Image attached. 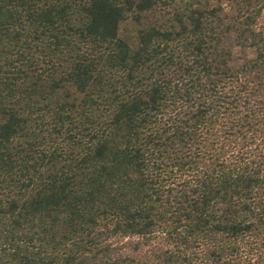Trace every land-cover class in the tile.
Wrapping results in <instances>:
<instances>
[{
    "label": "trees",
    "instance_id": "obj_1",
    "mask_svg": "<svg viewBox=\"0 0 264 264\" xmlns=\"http://www.w3.org/2000/svg\"><path fill=\"white\" fill-rule=\"evenodd\" d=\"M263 8L0 0V264H264Z\"/></svg>",
    "mask_w": 264,
    "mask_h": 264
},
{
    "label": "rangeland",
    "instance_id": "obj_2",
    "mask_svg": "<svg viewBox=\"0 0 264 264\" xmlns=\"http://www.w3.org/2000/svg\"><path fill=\"white\" fill-rule=\"evenodd\" d=\"M257 22L260 25H264V8L262 9V12ZM225 43L227 46H229L230 51L232 53L231 62H230L232 67L238 65L242 61V59L251 56V53L248 50H240L239 48L233 46L232 44L233 41L231 36H227Z\"/></svg>",
    "mask_w": 264,
    "mask_h": 264
}]
</instances>
